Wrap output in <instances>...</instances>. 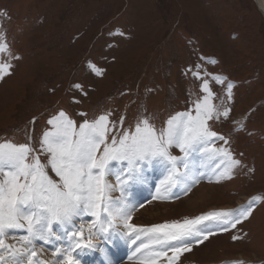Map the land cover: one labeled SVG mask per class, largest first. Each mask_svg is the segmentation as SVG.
Here are the masks:
<instances>
[{
    "label": "rangeland",
    "instance_id": "rangeland-1",
    "mask_svg": "<svg viewBox=\"0 0 264 264\" xmlns=\"http://www.w3.org/2000/svg\"><path fill=\"white\" fill-rule=\"evenodd\" d=\"M0 11L10 18L2 20L3 29L19 57L12 74L0 81V142L27 143L29 135L38 142L50 128L47 120L60 110L78 123L81 112L94 119L111 111L113 120L125 117L124 127L141 115L151 116L157 127L179 112L194 115L195 102L206 93L188 69L199 64L214 93L211 104L226 98L227 83L235 85L229 119L208 124L230 141L225 146L247 168L219 183H209L206 175L187 196L144 204L141 209L155 210L133 215L131 222L194 219L264 196V16L254 0H0ZM89 62L103 74L90 72ZM75 83L86 96L71 87ZM237 121L242 131L235 130ZM205 185L216 188L211 199L196 208L187 205L185 199ZM233 235L243 238L233 241ZM232 261L264 264V202L235 229L193 244L180 258V264Z\"/></svg>",
    "mask_w": 264,
    "mask_h": 264
},
{
    "label": "snow or ice",
    "instance_id": "snow-or-ice-1",
    "mask_svg": "<svg viewBox=\"0 0 264 264\" xmlns=\"http://www.w3.org/2000/svg\"><path fill=\"white\" fill-rule=\"evenodd\" d=\"M4 18L10 19L0 11V81L12 74V61L19 59L7 42ZM201 67L197 64L188 69L202 80L201 91L206 93L202 102H195L194 115L192 111L176 113L160 127L151 116L141 115L134 125L124 127L125 117L113 120L111 111L94 119L81 112L78 115L84 119L78 123L60 110L47 120L50 128L38 142L31 135L27 143L0 142V264H81L80 253H104L118 239L136 245L133 256L138 264H180L193 244H202L248 220L264 196H254L238 209L212 211L194 219L151 226L131 222L137 206L131 205L129 192L133 186L146 184V173L155 166H163L165 175L154 199H179L206 175L209 183L213 179L219 183L232 179L237 169L247 168L225 146L230 141L208 124L221 117L229 119L232 109L228 101L235 85L227 83L226 98L219 105L211 104L214 93L201 76ZM87 69L98 76L104 71L91 62ZM212 79L224 83L219 77ZM71 87L87 95L82 84ZM236 123L235 130L242 131L243 123ZM217 141L223 144L216 147ZM173 148L182 155H174ZM161 190L166 195H160ZM115 192L120 195L113 196ZM242 238L232 236L233 241ZM44 246L51 247L50 260L41 258L48 251ZM101 264L110 262L105 259Z\"/></svg>",
    "mask_w": 264,
    "mask_h": 264
},
{
    "label": "bare ground",
    "instance_id": "bare-ground-1",
    "mask_svg": "<svg viewBox=\"0 0 264 264\" xmlns=\"http://www.w3.org/2000/svg\"><path fill=\"white\" fill-rule=\"evenodd\" d=\"M257 1V7L260 6L262 9H264V4L261 3V0H256ZM196 162L199 163V159L197 157ZM165 171V170H164ZM164 171L160 166H155L153 169L148 171L146 173L147 176V183L143 185H136L133 186L132 189L129 192V200L131 205L137 206V208L141 209V207H138L139 205H146L150 198L154 199V197L157 195L156 189L160 186V180L164 176ZM113 183H115L114 178H110ZM214 186H200L194 192L186 198V203L190 207L196 208L200 202H206L211 199V196L213 193L216 191ZM177 190L174 189L173 192H176ZM118 195V192L113 193V196ZM165 193L163 190H161L160 195H164ZM144 205V206H145ZM151 208H144L141 210L136 209L133 213L134 216H142V215H150L152 213L151 211L155 210L154 207L152 208L153 210L150 211ZM85 219H91L90 217H86ZM86 235V233H85ZM129 241V240H128ZM41 242H38L40 244ZM137 244H139V241H137ZM48 248V251L44 253V255L41 257L42 259L45 260H50L51 259V247L50 246H44ZM136 245H132L129 241V252H130V257L122 264H138V261L135 256H133V251L135 249ZM90 251L85 250L83 253L79 254V257L81 260H90L92 258L93 254H95L98 251ZM89 253V254H88ZM101 253V252H100Z\"/></svg>",
    "mask_w": 264,
    "mask_h": 264
},
{
    "label": "water",
    "instance_id": "water-1",
    "mask_svg": "<svg viewBox=\"0 0 264 264\" xmlns=\"http://www.w3.org/2000/svg\"><path fill=\"white\" fill-rule=\"evenodd\" d=\"M256 4H257V1L255 0ZM258 10L262 13V15L264 16V9H262L260 6H258Z\"/></svg>",
    "mask_w": 264,
    "mask_h": 264
}]
</instances>
